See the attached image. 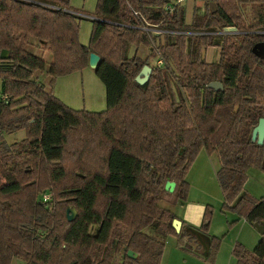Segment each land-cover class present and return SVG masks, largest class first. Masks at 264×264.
I'll use <instances>...</instances> for the list:
<instances>
[{
  "label": "trees",
  "instance_id": "1",
  "mask_svg": "<svg viewBox=\"0 0 264 264\" xmlns=\"http://www.w3.org/2000/svg\"><path fill=\"white\" fill-rule=\"evenodd\" d=\"M166 2L97 0L90 42L83 45L81 15L69 0H0V54L7 50L0 57V264L15 258L23 264H161L167 235L181 245L187 236L199 242L192 229L207 234L208 211L201 226L185 224L177 233L175 214L159 203L185 198V174L202 148L219 158L223 208L250 224L264 222V198L254 200L243 189L249 166L264 169V144L251 138L264 117V57L251 48L264 34L203 33L226 26L264 30V0H205L206 11L188 24L180 5L168 12ZM247 3L258 7L249 25L237 11ZM144 24L178 33H146ZM29 37L49 53L50 85L98 54L94 72L105 86L106 109H72L45 91L34 72L44 71L46 61L27 50ZM139 44L150 47L148 57L129 55ZM211 45L220 46L218 61L202 59ZM151 57L162 64L152 65ZM144 65L152 71L141 85L135 78ZM213 81L222 88L209 87ZM34 94L40 103L15 108L18 97ZM22 129V140L5 141L4 134ZM65 204L75 208L72 220ZM220 244L210 238L200 254L204 261L214 262ZM231 255L236 264H264V237L252 250L236 242Z\"/></svg>",
  "mask_w": 264,
  "mask_h": 264
},
{
  "label": "rangeland",
  "instance_id": "2",
  "mask_svg": "<svg viewBox=\"0 0 264 264\" xmlns=\"http://www.w3.org/2000/svg\"><path fill=\"white\" fill-rule=\"evenodd\" d=\"M69 4L72 11L81 15V17L77 19L79 24L78 39L81 44L88 45L93 26L91 18L94 17L97 0H69ZM179 5L185 12V22L187 24L192 21L194 15L203 14L207 7L205 0H184ZM211 7H214V3ZM238 7L237 11L238 14L242 15V23L249 25L255 22L258 13V7L256 4L247 3L244 5H238ZM153 43L156 45L157 41H153ZM135 47L136 48H134V46L130 47L129 54H132L133 52L141 58L148 57V54L150 53L149 46L139 44ZM27 50L42 57L44 61H46L44 71L34 72V76L38 78V83L43 85L45 91L52 92V95L59 98L65 105L72 109H86L89 111H102L106 109L105 86L95 74L94 68L88 65L80 71H74L66 75L58 76L50 85L49 81L51 77L45 72L49 69V53L43 50L42 44L34 37H29ZM219 54L220 46L217 47L213 45L204 47L201 53L202 59L205 61H217ZM150 60L152 65H158L155 57H151ZM2 84L3 82L0 78V95L2 94ZM8 87L11 90H15L19 88V85L8 83ZM21 98L22 97L17 98L19 103L15 108H21L24 105H34L40 103L42 100L41 96L39 97L36 94L26 97L24 101H22ZM3 136L8 144L16 143L24 138L25 130L22 129L14 133L4 134ZM206 152L207 151L204 149H201L199 154L195 156L192 163L189 165L185 174V181L188 184L187 193L181 202L194 200L207 205L208 212H206L209 216V225L210 221H212L210 235H215L217 238L221 239L218 262L223 260V263H225L229 257V249L231 245L238 242L244 245L246 249L252 250L261 237H264V233L261 234L252 224L245 221L244 218L223 208V194L216 176V170L219 169V162L216 157L217 154L215 153L216 155H213L211 153L212 155H210ZM243 189L254 200L264 198V169L262 167H248ZM39 197L46 198V200L51 199L49 193H41L39 194ZM159 203L164 208L169 209L170 207L168 205L170 203L168 202L160 201ZM65 205L66 214V209L71 208L72 205ZM229 223L232 225H229ZM232 260H235L234 257ZM12 264H23V261L15 258Z\"/></svg>",
  "mask_w": 264,
  "mask_h": 264
},
{
  "label": "crops",
  "instance_id": "3",
  "mask_svg": "<svg viewBox=\"0 0 264 264\" xmlns=\"http://www.w3.org/2000/svg\"><path fill=\"white\" fill-rule=\"evenodd\" d=\"M134 48L136 47L134 46ZM132 54H129V55H132ZM48 59H49V56H48ZM208 154L216 155L215 153H212V154L208 153ZM216 157L219 162V158L217 155ZM219 166H220V163H219ZM174 186H175V183H174ZM168 205L170 206L169 209L171 210V212L175 214L176 218L181 220L182 228H184L185 224H186V227L187 226L188 227L201 226L203 222L204 214L207 211V205H205V203L197 202L194 200H186L184 202H178L176 204H168ZM252 225L254 226V223ZM211 226H212V221H210L209 228H207V235L210 238L215 236V235H212V236L210 235ZM187 232H189V229H187ZM196 241L195 239L189 238L187 236L183 239L182 244L179 245L177 242V238L175 236L167 235L165 237L164 249H163V253L161 256V264H209L205 262L203 257L200 255V254L203 255L206 253L204 244L201 243L200 241L199 242L197 241L198 242L197 243ZM232 247L233 245H231L229 249V257L227 258V261L225 263H223V260H220V262H218L219 255H220V248H219L216 254L215 260L212 264H236V260H232L233 258V256L231 255Z\"/></svg>",
  "mask_w": 264,
  "mask_h": 264
},
{
  "label": "water",
  "instance_id": "4",
  "mask_svg": "<svg viewBox=\"0 0 264 264\" xmlns=\"http://www.w3.org/2000/svg\"><path fill=\"white\" fill-rule=\"evenodd\" d=\"M210 6H213V2L210 3ZM224 31H235L237 30L236 27H224L223 28ZM260 49V53L255 52V49ZM252 51L254 52V54H256L257 56L263 57L264 56V42L261 43H257L253 46ZM1 58H6L7 57V50H2L1 54H0ZM99 61V55L91 52L89 54V58H88V65L92 68L96 67L97 63ZM151 67L148 65H144L141 69V71L138 73V75L136 76L135 80L143 85L144 83H146L149 78H150V74H151ZM209 87H213V88H222V84L220 82H210L208 84ZM237 108V107H236ZM251 138L252 140L256 141L257 144H264V117H260L258 119V123L254 126V128L252 129L251 132ZM262 164L264 166V159L262 161ZM174 187V182H167L166 183V188L169 190H173ZM66 214H67V219L68 220H72L75 215H76V211L74 207L71 208H67L66 209ZM254 226L256 227V229L263 234L264 233V222H260V223H254ZM172 227L175 229V231L178 233L181 230L182 227V222L180 219L178 218H174L172 220ZM192 232L198 237L199 241L201 243L204 244L205 247V251L207 252L209 249V245H210V237L207 234H204L198 230H194L192 229ZM127 254L130 257H136V253L133 252L132 250H128Z\"/></svg>",
  "mask_w": 264,
  "mask_h": 264
},
{
  "label": "built area",
  "instance_id": "5",
  "mask_svg": "<svg viewBox=\"0 0 264 264\" xmlns=\"http://www.w3.org/2000/svg\"><path fill=\"white\" fill-rule=\"evenodd\" d=\"M182 1L184 0H167L164 9L168 12H172L173 9L178 6ZM77 14V13H76ZM135 14L137 15L138 13L135 12ZM142 30H144L146 33H152L154 35H160L161 33H178V32H173V31H165L163 29H161L158 25H148V24H144L139 26ZM182 32H180L181 34ZM183 34V33H182ZM158 65L162 64V61L160 59L157 60ZM161 63V64H159ZM3 98H6L5 96H3ZM46 199V198H45Z\"/></svg>",
  "mask_w": 264,
  "mask_h": 264
},
{
  "label": "flooded vegetation",
  "instance_id": "6",
  "mask_svg": "<svg viewBox=\"0 0 264 264\" xmlns=\"http://www.w3.org/2000/svg\"><path fill=\"white\" fill-rule=\"evenodd\" d=\"M226 27H230V26H226ZM232 27H236V26H232ZM224 28V27H223ZM236 29L237 30H235V31H224L223 29L222 30H220V31H214V32H203V33H205V34H213V35H215L216 37H221L222 35H224V34H239V33H254V34H264V30H262V29H260V30H242V31H240L237 27H236ZM182 33L183 34H187V35H193L195 32H191V31H182ZM199 33V32H198ZM163 34H165V33H161L160 34V36H163ZM261 42H264L263 40H258L257 42H255L254 44H253V46L255 45V44H257V43H261ZM213 46H217L218 47V45H213ZM253 46H252V48H253ZM206 47H209V46H206ZM252 48H251V51H252ZM221 52V51H220ZM255 52H257V53H260L261 51H260V49L258 48H256L255 49ZM252 53H254L253 51H252ZM256 55V54H255ZM257 56V55H256ZM258 57H260V56H258ZM264 57V56H263ZM219 58H220V54H219ZM219 58H218V60H219ZM217 60V61H218ZM207 62H215V61H207ZM213 82H219V81H213ZM217 88H219V87H217ZM216 88V89H217Z\"/></svg>",
  "mask_w": 264,
  "mask_h": 264
}]
</instances>
